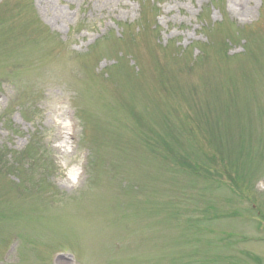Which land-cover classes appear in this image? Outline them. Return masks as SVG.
Here are the masks:
<instances>
[{
    "label": "rangeland",
    "instance_id": "obj_1",
    "mask_svg": "<svg viewBox=\"0 0 264 264\" xmlns=\"http://www.w3.org/2000/svg\"><path fill=\"white\" fill-rule=\"evenodd\" d=\"M0 264H264V0H0Z\"/></svg>",
    "mask_w": 264,
    "mask_h": 264
},
{
    "label": "trees",
    "instance_id": "obj_2",
    "mask_svg": "<svg viewBox=\"0 0 264 264\" xmlns=\"http://www.w3.org/2000/svg\"><path fill=\"white\" fill-rule=\"evenodd\" d=\"M30 157H31V156H30ZM32 158L35 159V160H37V157H33V156H32Z\"/></svg>",
    "mask_w": 264,
    "mask_h": 264
}]
</instances>
